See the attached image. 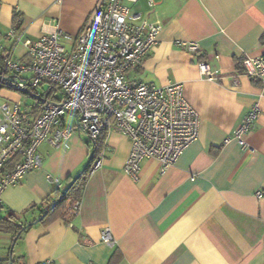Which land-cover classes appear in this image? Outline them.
Segmentation results:
<instances>
[{
	"label": "crops",
	"instance_id": "obj_1",
	"mask_svg": "<svg viewBox=\"0 0 264 264\" xmlns=\"http://www.w3.org/2000/svg\"><path fill=\"white\" fill-rule=\"evenodd\" d=\"M100 1L0 0L3 49L14 44L13 29L31 40L57 29L76 36ZM154 2L151 19L163 25L159 41L129 78L182 83L200 116L198 138L164 172L157 159H143L135 180L124 171L129 138L109 131L103 164L86 176L77 213L70 214L69 203L65 217L34 224L15 243L13 231L0 228V259L14 244L15 264H264V83L240 67L247 56H264V0ZM131 7L149 9L147 0ZM179 40L201 49L192 52ZM18 48L15 59L24 60L26 48ZM200 59L220 77H203ZM256 103L260 114L245 136L250 147L243 148L232 135ZM51 135L39 148L43 164L3 192L0 218L16 212L22 221L35 219L55 189L88 163L93 150L84 131L73 130L56 145ZM107 228L113 244L101 239Z\"/></svg>",
	"mask_w": 264,
	"mask_h": 264
},
{
	"label": "built area",
	"instance_id": "obj_2",
	"mask_svg": "<svg viewBox=\"0 0 264 264\" xmlns=\"http://www.w3.org/2000/svg\"><path fill=\"white\" fill-rule=\"evenodd\" d=\"M147 1L148 10L133 12L131 6L138 0H101L76 36L57 29L31 40L13 29L8 37L14 44L3 49L0 42V92L7 88L21 94L0 102V210L3 192L43 164L39 148L51 134L56 145L81 129L95 145L105 132L123 133L131 142L124 171L135 180L143 159H157L164 172L198 138L200 116L186 99L182 83L159 86L129 78L158 43L163 28L161 20L151 19L154 0ZM19 43L26 48L24 60L14 59ZM177 44L195 53L201 49L196 41ZM197 65L203 77H220L219 69L205 59ZM240 67L264 83V56H247ZM259 114V105L253 104L233 132L243 148L250 147L245 136ZM68 115L75 117L73 125L67 124ZM105 141L91 171L103 164ZM79 205V200L73 203L70 214H76ZM101 239L115 242L108 228ZM38 264L54 263L45 259Z\"/></svg>",
	"mask_w": 264,
	"mask_h": 264
},
{
	"label": "trees",
	"instance_id": "obj_3",
	"mask_svg": "<svg viewBox=\"0 0 264 264\" xmlns=\"http://www.w3.org/2000/svg\"><path fill=\"white\" fill-rule=\"evenodd\" d=\"M13 23L15 27H18L20 25V14L17 12L14 13ZM2 68H3V62L2 59L0 58V71L2 70ZM107 134H108L107 132L103 133L99 142L95 145H91L90 141L87 139V143L91 148V150L94 151V155L91 159H89L88 163L81 171L75 183L69 188V190L66 193H64V190L67 186H65L62 189L56 188L53 195L48 199L49 202L48 205L45 208L41 209L40 214L31 221H22L21 219L22 216L16 212L8 213V215L0 218V228L11 229L14 233L13 234V238H14L13 241H14L15 238L16 240L19 239L23 233H25L29 228H31L34 224L38 222L47 223L52 221L56 217H65L66 214L68 213L67 210L68 204L70 203V205H72L73 203H75L80 199L84 180L86 176L91 172V168L95 156L99 148L104 143ZM72 179L73 177L70 178V180ZM55 202H57V204L53 206ZM47 210H48L47 214L44 215V213ZM12 253L13 252H11L9 256L6 257L5 259H0L1 264H15V260Z\"/></svg>",
	"mask_w": 264,
	"mask_h": 264
},
{
	"label": "rangeland",
	"instance_id": "obj_4",
	"mask_svg": "<svg viewBox=\"0 0 264 264\" xmlns=\"http://www.w3.org/2000/svg\"><path fill=\"white\" fill-rule=\"evenodd\" d=\"M20 49L21 48H18L16 50L15 55H14L15 56L14 59L16 58V56L18 54H20ZM20 96H21V94L19 92H16L15 90L7 89V88L4 89L3 88V90H1V92H0V102L2 100H4L5 98L14 99V98H18ZM67 119H68V123H72V122H74L75 117H73L71 115H68Z\"/></svg>",
	"mask_w": 264,
	"mask_h": 264
},
{
	"label": "water",
	"instance_id": "obj_5",
	"mask_svg": "<svg viewBox=\"0 0 264 264\" xmlns=\"http://www.w3.org/2000/svg\"><path fill=\"white\" fill-rule=\"evenodd\" d=\"M93 155H94V151L91 152L90 159L93 157ZM79 175H80V174H79ZM79 175H78V176H79ZM78 176L75 177V178L72 180V182H71V183L65 188L64 193H66V192L69 190V188L75 183V181L77 180ZM59 200H60V198H59ZM59 200H58V201H59ZM58 201H57V202H58ZM57 202H55V203L53 204V206L56 205ZM51 208H52V206H51ZM47 212H48V210L44 213V215L47 214ZM44 215H43V216H44ZM15 240H16V238H15ZM15 240H14V243H15ZM13 246H14V244H13ZM13 246H12V250H11V252H13Z\"/></svg>",
	"mask_w": 264,
	"mask_h": 264
}]
</instances>
